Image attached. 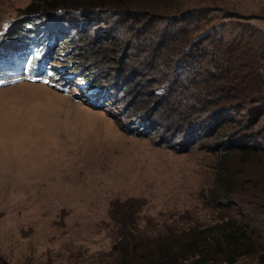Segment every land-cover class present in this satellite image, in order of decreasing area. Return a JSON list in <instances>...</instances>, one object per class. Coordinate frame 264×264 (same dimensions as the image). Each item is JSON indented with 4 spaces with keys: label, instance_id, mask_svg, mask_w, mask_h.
I'll list each match as a JSON object with an SVG mask.
<instances>
[{
    "label": "rangeland",
    "instance_id": "rangeland-1",
    "mask_svg": "<svg viewBox=\"0 0 264 264\" xmlns=\"http://www.w3.org/2000/svg\"><path fill=\"white\" fill-rule=\"evenodd\" d=\"M31 2L42 0H0V42L20 31ZM226 2L264 32V0ZM35 16L33 29L57 40L48 65L59 72L0 85L1 259L119 264L112 244L121 251L133 231L161 232L184 216L223 219L238 208L213 211L199 195L211 186L219 151L231 158L239 144L264 148V105L241 110L235 103L229 113L216 98L196 103L197 91L184 79L196 69L182 71L174 58L164 62L161 20L144 22L146 30L124 14L60 9ZM223 18L217 23L236 34L235 21ZM9 47L0 44V55ZM255 71L247 86L258 87L264 101V62ZM101 88L109 95L101 91L93 95L100 104L91 103ZM257 162L260 169L264 157L258 154ZM233 181L247 184L240 173Z\"/></svg>",
    "mask_w": 264,
    "mask_h": 264
},
{
    "label": "trees",
    "instance_id": "trees-1",
    "mask_svg": "<svg viewBox=\"0 0 264 264\" xmlns=\"http://www.w3.org/2000/svg\"><path fill=\"white\" fill-rule=\"evenodd\" d=\"M229 7L233 6L226 0H42L39 6L34 2L29 4L26 8L27 24L23 23L19 32L2 37L0 44L13 45L21 41L23 34L28 33L26 28L32 27L35 21L38 23L35 15L41 11L61 9L76 15L124 14L140 20L137 23L142 28L147 27L146 30L150 25H143L144 22L161 20L164 24L157 33L162 35L158 43L162 45L164 62L174 58L178 67L183 64L182 71L192 73L196 69L190 77L184 78L193 83L197 91L196 103L211 104L205 99L216 98L217 107L229 106V113L235 103V107L241 110L244 106L258 108L264 105L261 91L258 87L247 86L246 79L264 62V32ZM212 13L221 16L218 19L211 16ZM223 17L235 21L236 34L226 33L223 26L225 28L227 24L217 23ZM166 25L170 30L165 35L162 30H168ZM43 32L41 29L40 50L43 57L50 59L58 54L59 49H54L55 43L51 45L53 54L44 49V40L49 39ZM150 40L154 41L155 36ZM53 76L55 73L49 75L50 78ZM90 85L98 86L94 80ZM60 89L66 91L67 87ZM101 91L105 94L106 89L93 91L91 103L100 104L93 95ZM249 109L245 110L248 114ZM200 110L206 112L208 108ZM232 121L229 116V125ZM206 127L208 124L202 129ZM219 152L211 186L199 195L201 205L213 211L227 205L231 209L232 205L239 204L238 208L235 207L236 210L223 219L202 222L184 216L171 220L161 232L134 234L133 231L126 235L131 244H125L121 251L116 242L112 244L111 251L115 255L119 252L116 255L119 264H237L248 258H252L255 264H264V166L255 168L257 155L264 157V148L239 144L230 149L234 160L226 158L227 152ZM235 165H239L240 170ZM237 173L245 175L247 184L243 188L233 181ZM0 264L8 263L0 258Z\"/></svg>",
    "mask_w": 264,
    "mask_h": 264
},
{
    "label": "bare ground",
    "instance_id": "bare-ground-1",
    "mask_svg": "<svg viewBox=\"0 0 264 264\" xmlns=\"http://www.w3.org/2000/svg\"><path fill=\"white\" fill-rule=\"evenodd\" d=\"M58 29H61V28H58ZM105 94L109 95L106 91H105ZM105 94H104V95H105Z\"/></svg>",
    "mask_w": 264,
    "mask_h": 264
},
{
    "label": "clouds",
    "instance_id": "clouds-1",
    "mask_svg": "<svg viewBox=\"0 0 264 264\" xmlns=\"http://www.w3.org/2000/svg\"><path fill=\"white\" fill-rule=\"evenodd\" d=\"M22 41V40H21ZM17 43H19V41H16V43L15 44H17ZM53 66V65H52Z\"/></svg>",
    "mask_w": 264,
    "mask_h": 264
},
{
    "label": "water",
    "instance_id": "water-1",
    "mask_svg": "<svg viewBox=\"0 0 264 264\" xmlns=\"http://www.w3.org/2000/svg\"><path fill=\"white\" fill-rule=\"evenodd\" d=\"M187 13H190V12H187Z\"/></svg>",
    "mask_w": 264,
    "mask_h": 264
}]
</instances>
